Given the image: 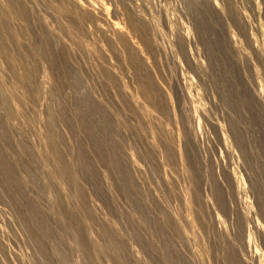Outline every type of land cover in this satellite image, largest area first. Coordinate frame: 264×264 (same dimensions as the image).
Segmentation results:
<instances>
[{
  "label": "rangeland",
  "instance_id": "1",
  "mask_svg": "<svg viewBox=\"0 0 264 264\" xmlns=\"http://www.w3.org/2000/svg\"><path fill=\"white\" fill-rule=\"evenodd\" d=\"M0 264H264V0H0Z\"/></svg>",
  "mask_w": 264,
  "mask_h": 264
}]
</instances>
